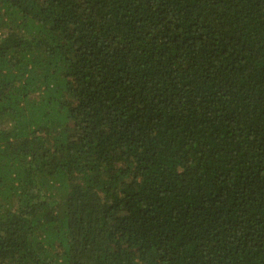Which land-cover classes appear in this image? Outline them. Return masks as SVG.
<instances>
[{
	"label": "trees",
	"instance_id": "trees-1",
	"mask_svg": "<svg viewBox=\"0 0 264 264\" xmlns=\"http://www.w3.org/2000/svg\"><path fill=\"white\" fill-rule=\"evenodd\" d=\"M0 264H264V0H0Z\"/></svg>",
	"mask_w": 264,
	"mask_h": 264
}]
</instances>
